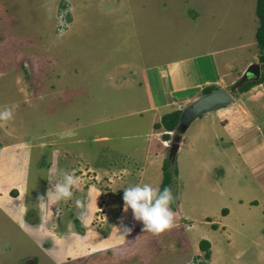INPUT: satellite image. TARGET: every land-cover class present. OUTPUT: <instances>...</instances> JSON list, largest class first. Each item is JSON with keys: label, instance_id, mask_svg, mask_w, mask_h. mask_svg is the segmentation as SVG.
I'll list each match as a JSON object with an SVG mask.
<instances>
[{"label": "rangeland", "instance_id": "rangeland-1", "mask_svg": "<svg viewBox=\"0 0 264 264\" xmlns=\"http://www.w3.org/2000/svg\"><path fill=\"white\" fill-rule=\"evenodd\" d=\"M256 2L0 0V109L14 107V118L0 122V141L3 144L0 154V208L6 211V216L0 211V264H37V261L38 264H57L42 245L39 234L28 232L30 223L33 229L43 230L46 227L43 218L53 215L72 219L77 228L75 219L83 217L80 214L83 212L75 204L77 199L82 202L85 200L84 194L79 192L73 193L74 197L69 199L72 204L70 209L65 208L69 200L58 202V212L56 209L50 210L52 206L49 205L44 208V214V209L37 205L38 197L46 194L50 188L47 185L48 172L45 170L52 164L49 160L53 153H57L58 146L65 149L66 139L73 138L75 127L84 126L81 116H88L82 112H88L89 116L93 114L94 107H100L98 97L99 101L115 99L121 103V108L136 102L145 103L146 88L139 86L145 80L144 74L148 83L152 82L154 86L156 78L151 71H158L155 65H164L179 57L212 52L217 58L234 61L233 67L240 71V76L243 73L244 76L253 64H259ZM66 4L68 9L71 8V20L70 23H61V13L64 11L61 7ZM62 24L65 31H59L58 27ZM240 79L237 82L240 83ZM236 84L229 88L236 99L234 112L230 114V120L235 121L233 132L239 134L248 130L251 123L260 124L264 129V84L246 93H239ZM75 87L81 89L72 90ZM194 101L175 103V109L171 112L179 110L183 113ZM109 108L121 109L115 105H109ZM163 111L168 109H160L159 112L162 114ZM136 119L134 115L128 114L119 122L127 126ZM60 123H65V128H60ZM221 125L220 132L223 131ZM93 129L90 127L82 131L90 133ZM171 131L161 128L154 139L158 137L157 140L161 141L163 134ZM171 137L172 142H175L172 147L174 151L168 149L170 152H165L164 157L169 158L174 152L173 158L176 159L175 148L183 145L182 134L178 136L174 132ZM208 141L196 139L198 154H210L212 157L206 163L218 164L219 159L213 156L214 150L207 145ZM161 145L166 147L164 140ZM16 161L20 165L31 163L28 166L30 184L27 193L19 194L21 188L9 187L19 178ZM201 173L197 172L196 175L193 172L185 179V187H190L189 195L198 193V190H193L202 178ZM208 176L206 172L205 177ZM175 186L176 183L172 187L174 196L177 195ZM15 191L17 196H14ZM123 194L119 195L121 203L124 202ZM19 195L23 197L24 212L27 214L25 229L15 225L13 212H9L6 205H16ZM104 196L99 195V200L102 201ZM115 208H109L108 212ZM115 210L118 213L115 211L114 215L118 216L121 210ZM2 219L7 220L4 227ZM130 228L132 236L128 250H121V254L118 253L114 258L101 255L94 262L181 263L184 258L190 257L181 228H172L158 236L143 232V224L137 230Z\"/></svg>", "mask_w": 264, "mask_h": 264}, {"label": "crops", "instance_id": "crops-1", "mask_svg": "<svg viewBox=\"0 0 264 264\" xmlns=\"http://www.w3.org/2000/svg\"><path fill=\"white\" fill-rule=\"evenodd\" d=\"M233 63L224 57L217 58L212 52L175 58L164 65H155L157 72L151 71L159 85L148 83L144 74L143 84L138 85L146 88L145 103L139 104L135 100L136 104L121 108V103L115 99L99 101L98 97L100 107H94L93 114L89 116L88 112H82L88 116H81L84 126L75 127L73 138L66 139L65 149L58 146L57 153H53L49 160L52 164L45 170L49 187L52 182L61 180L64 172H73L79 177V189H73V193L84 194V206L80 208L83 217L76 218L83 232L75 228L72 219L53 215L43 218V223H46L43 230L33 229L32 223L28 230L39 234L42 245L57 264H96L94 261L101 255L114 258L121 254V250H128L132 234L121 235L117 229L121 219L123 224L135 229L142 222L133 218L131 209L124 213V202L121 203L119 195L125 188L145 181L160 188L163 164L167 159L164 154L170 151L161 145L166 137L163 136L161 141L157 140L158 137L154 139L159 129L164 128L157 125L164 115L175 109V103L200 98L206 86L230 90V86L238 83L244 74L240 76ZM75 88L72 90L81 89ZM258 92L263 93L262 90ZM234 101L235 98L232 104L202 114L189 127L182 128L183 145L176 150L177 201L170 207L175 213L173 228L182 229L190 257L181 263L155 264H187L192 261L197 264L203 261L205 264H264V129L260 124L251 123L248 130L239 134L233 132L235 121L230 120V114L234 112ZM109 105L120 106L121 109L112 110ZM165 108L168 111L161 114L160 109ZM128 114L137 119L127 126L125 123L121 125L119 121ZM60 124V128H65V123ZM90 127L94 128L90 133L82 131ZM196 139L200 142L209 139L207 145L214 150L213 156L220 161L218 164L208 165L206 161L212 156L198 154ZM216 145L220 146L219 149ZM16 164L19 178L9 187L21 188L19 194L27 193L30 184L28 166L31 163L20 165L16 161ZM193 172L203 174H200L201 179L199 175L198 187L195 184L196 189L193 190H198V193L189 195L190 187H185V179ZM206 172L208 177H205ZM99 195L104 196L102 201ZM18 198L16 205H6L8 211L13 212L15 225L25 229L27 214L22 195ZM70 201L65 208L72 207ZM111 207L121 210L118 216L114 215L115 209L108 212ZM53 209L56 207H50ZM0 211L6 216V211L1 208ZM43 211L45 214V209ZM2 221L3 227L6 226L7 220ZM202 240L210 244L211 255L207 261L206 252L200 247ZM120 259L121 255L118 261Z\"/></svg>", "mask_w": 264, "mask_h": 264}, {"label": "clouds", "instance_id": "clouds-1", "mask_svg": "<svg viewBox=\"0 0 264 264\" xmlns=\"http://www.w3.org/2000/svg\"><path fill=\"white\" fill-rule=\"evenodd\" d=\"M64 7H61L62 9H64V11L61 13L63 17L61 18V23H70L71 17L69 16L71 8L68 9L67 4ZM58 28L59 31L66 30L63 24ZM242 78L244 79V76ZM13 118L14 107L5 106L0 109V122H7L12 120ZM182 128L183 127L181 126L180 122L179 127L175 129L177 131L172 130L171 132H167L170 137L165 141H170V145H166V148L174 151L173 148L175 142H172L173 137H171V135H173L174 132H176L178 136L181 135ZM167 133L163 134V136L167 135ZM73 189H79V177H77L73 172H64L61 180H58L55 183L52 182L47 193L42 194L38 197L37 205L41 209H44L49 205H51L52 207L55 205L56 212H58V202L61 200L67 201L71 199L73 197ZM123 201L124 213H127L129 209H131L133 218L138 222H142L143 232L152 233L158 236L175 226V213L170 207L171 204L175 201V196L172 192L171 187H164L161 190L159 187H154L150 183L132 185L124 189ZM75 204L78 208H83L84 206L83 202L79 199L75 201ZM117 229L120 230V233H122L121 235L130 234L132 231L130 227L123 224V218L121 219L120 227Z\"/></svg>", "mask_w": 264, "mask_h": 264}, {"label": "trees", "instance_id": "trees-1", "mask_svg": "<svg viewBox=\"0 0 264 264\" xmlns=\"http://www.w3.org/2000/svg\"><path fill=\"white\" fill-rule=\"evenodd\" d=\"M65 5H63L64 7ZM65 8V7H64ZM256 15L258 17L259 26L256 30V41H257V47L259 51V64L261 68L260 77L254 78V79H248V78H242L240 79V83L236 84L237 91L239 93H246L250 91L252 88L264 84V0H257L256 2ZM70 17V16H69ZM218 88L216 86H206L203 89V95L210 94L214 90H217ZM182 111H174L171 113H168L163 116L162 121L160 124L157 125V127H164L167 130H175L179 127L181 122V116ZM180 132V131H179ZM167 139H169L168 135H165ZM178 144V143H177ZM3 149V144L0 141V154ZM174 152L171 153L170 157L167 158L164 161L163 164V180L160 185V189L162 190L164 187H171L173 189V185L176 183V178L178 176V169L176 166V159L174 157ZM175 182V183H174ZM14 196H17V192H13ZM173 205V203L171 204ZM29 215V214H28ZM77 228L83 232V229H81V224L78 219H75ZM201 249L205 250V260L210 259V244L207 240H202L200 242ZM200 264H205L203 261Z\"/></svg>", "mask_w": 264, "mask_h": 264}, {"label": "water", "instance_id": "water-1", "mask_svg": "<svg viewBox=\"0 0 264 264\" xmlns=\"http://www.w3.org/2000/svg\"><path fill=\"white\" fill-rule=\"evenodd\" d=\"M260 73V64H253L245 73L244 78H258L260 77ZM233 100L234 92L227 89L213 91L208 95H204L203 97L194 101L190 107L183 112L181 116V126L185 129L202 114L208 113L219 106L228 105L229 103L233 102ZM176 149L177 147L175 150Z\"/></svg>", "mask_w": 264, "mask_h": 264}, {"label": "built area", "instance_id": "built-area-1", "mask_svg": "<svg viewBox=\"0 0 264 264\" xmlns=\"http://www.w3.org/2000/svg\"><path fill=\"white\" fill-rule=\"evenodd\" d=\"M164 143H165V145H170V141H165ZM187 264H197V263H194V262L192 261V262H189V263H187Z\"/></svg>", "mask_w": 264, "mask_h": 264}]
</instances>
